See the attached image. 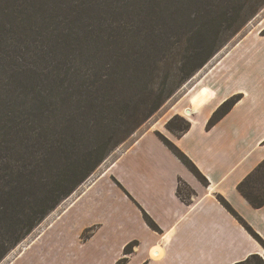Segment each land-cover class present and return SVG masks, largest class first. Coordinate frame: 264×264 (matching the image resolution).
Instances as JSON below:
<instances>
[{
    "label": "trees",
    "instance_id": "obj_1",
    "mask_svg": "<svg viewBox=\"0 0 264 264\" xmlns=\"http://www.w3.org/2000/svg\"><path fill=\"white\" fill-rule=\"evenodd\" d=\"M263 8L264 0H0V262ZM240 98L223 101L206 130ZM189 128L178 115L165 124L175 137ZM236 190L264 206V159ZM177 195L190 202L195 193L179 180Z\"/></svg>",
    "mask_w": 264,
    "mask_h": 264
},
{
    "label": "crops",
    "instance_id": "obj_2",
    "mask_svg": "<svg viewBox=\"0 0 264 264\" xmlns=\"http://www.w3.org/2000/svg\"><path fill=\"white\" fill-rule=\"evenodd\" d=\"M231 50L184 96L186 101L174 104L175 112L155 121L100 175L61 203L60 211L48 215L9 264H235L252 255L264 258V248L217 200L222 196L264 241V206L252 208L236 190L264 159V104L243 109L249 90H229L223 68ZM238 94L241 99L206 130L218 106ZM183 104L192 113L190 128L175 137L165 123ZM157 132L187 155L207 186ZM179 180L194 191L190 202L177 195ZM58 219L63 225L55 228Z\"/></svg>",
    "mask_w": 264,
    "mask_h": 264
},
{
    "label": "rangeland",
    "instance_id": "obj_3",
    "mask_svg": "<svg viewBox=\"0 0 264 264\" xmlns=\"http://www.w3.org/2000/svg\"><path fill=\"white\" fill-rule=\"evenodd\" d=\"M238 42L240 43L235 47ZM229 50H231L227 56L229 58L226 60L223 68L229 90L244 86L249 90L250 97L245 99L246 102L243 104V109H246L248 105H251L254 102L257 103V106L260 109H262V105L260 106L259 103L264 104V8L254 18H252L224 47H222L221 50H219L204 67L196 72L189 80L183 83L182 86L175 92V94L170 99H168L160 107V109L155 114H153L151 118H149L138 129H136L135 132L131 134L124 142L114 148L105 158V160L96 168V170L86 179V181L81 184L70 196H75L90 180L100 175L130 144H132V142H134L135 139H137L140 134L148 129L155 121L165 120L169 116V112H175L174 109L172 110L174 104H176V102L181 99L182 101H186L188 96L191 94V91L194 92V90L197 89L195 87L198 86L197 84L204 74L216 63H218ZM219 71L220 69L217 70V72ZM186 94H188V96L184 97ZM238 95L242 97L241 94ZM183 105L184 106L182 107L184 109L180 107L183 109L181 111L182 113L180 112L179 108V111H177L179 113L174 115H178L190 123L191 115L187 116L184 113V111L190 112V110L186 108V104ZM260 109H258V111H260ZM190 114L192 113L190 112ZM172 116H170V118ZM170 118H168V120ZM183 194L188 195V192L183 190ZM64 205L62 204V207ZM60 210L61 204L51 213H57ZM44 220L32 232L41 228ZM58 224V226L54 227L57 228L60 225H63V223L59 222V219ZM27 237L18 246L13 248L0 262V264H9L13 256L17 254L19 248L21 247L20 245L24 244V242L27 240ZM129 251H131V249L127 250V252ZM262 259L264 258L262 257Z\"/></svg>",
    "mask_w": 264,
    "mask_h": 264
},
{
    "label": "bare ground",
    "instance_id": "obj_4",
    "mask_svg": "<svg viewBox=\"0 0 264 264\" xmlns=\"http://www.w3.org/2000/svg\"><path fill=\"white\" fill-rule=\"evenodd\" d=\"M184 113H185L187 116H190V115H191L189 112H185V111H184Z\"/></svg>",
    "mask_w": 264,
    "mask_h": 264
}]
</instances>
